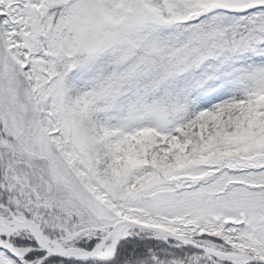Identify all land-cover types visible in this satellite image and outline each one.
I'll list each match as a JSON object with an SVG mask.
<instances>
[{
	"label": "snow or ice",
	"instance_id": "6c2138e0",
	"mask_svg": "<svg viewBox=\"0 0 264 264\" xmlns=\"http://www.w3.org/2000/svg\"><path fill=\"white\" fill-rule=\"evenodd\" d=\"M0 264H264V0H0Z\"/></svg>",
	"mask_w": 264,
	"mask_h": 264
}]
</instances>
